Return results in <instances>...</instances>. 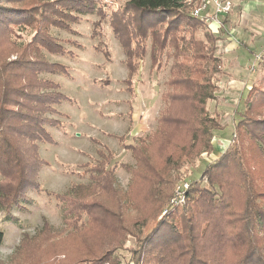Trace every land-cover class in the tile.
<instances>
[{
	"label": "trees",
	"instance_id": "16d2710c",
	"mask_svg": "<svg viewBox=\"0 0 264 264\" xmlns=\"http://www.w3.org/2000/svg\"><path fill=\"white\" fill-rule=\"evenodd\" d=\"M1 1V38L5 39L14 24H24L34 29L31 39L22 45L21 52L13 58H6L0 52V206L5 209L6 215L12 216L11 207L28 200V189L41 190L37 176L46 161L35 153V143L53 141L46 126L56 125L58 120L49 114L57 112L55 105L69 100L58 90L56 82L39 78V74L44 71L66 73L67 70L64 65L43 58L41 48L55 54L73 55L50 34L49 27L69 29L70 21L79 19L77 14L93 13L94 10L101 13L102 6H98L97 0H41L38 3L34 0H6L12 2L10 5ZM191 7L181 0H128L120 10L111 12L110 22L127 57L128 85L131 83L130 73L137 68L134 58L142 57L146 51L148 31L153 40L150 50L152 62L159 59L160 50L167 44L166 39L170 35L171 43L177 50L187 52L192 62L198 61L178 68L174 72L176 77L172 79V102L186 106L172 109L171 104L160 118L161 125L184 130L182 142L177 144L181 149L177 157L187 158L197 156V145L200 143L207 144L206 148L211 151V130L222 128L218 116L210 115L206 106L207 100L212 99L217 90V79L212 74L222 72V55L213 53L216 48L214 42L219 36L206 26L203 19L191 13ZM228 12H224L223 16ZM201 26L207 38L205 41L197 34ZM221 26L222 23L218 28L221 29ZM194 49H203V53L193 58L191 53ZM208 60L211 62L209 70L204 66ZM234 126L235 140L230 141L233 144L204 166L199 178L191 181L183 205L165 210L151 233L135 250L137 256L135 254L134 264H209V260L197 255L193 235L198 229L199 237H207L209 217L216 214L220 215V220L214 221L213 226H217L218 230L224 229L223 236L217 234L218 244L223 238L224 250L227 255L230 254L228 259L234 264H264V203H261L264 197V72L247 91L244 112ZM244 139L248 140L246 144L243 143L244 149L248 146L254 149L250 155L244 154V150L242 154L238 144L236 147L239 149H235V143ZM98 153L102 158L92 166L94 172L91 175L95 179L92 184L76 185L74 190L63 193L47 191V194L62 203L64 219L68 222L75 224L76 220L72 219L84 211L89 216V225L98 227L99 218L107 216L114 221L113 228L117 236L121 237L128 227L119 217V199H115L112 186L113 171L118 163L114 162L113 167H110L109 163L106 164L105 155L101 151ZM134 154L140 167L133 169V178L149 183L144 199L147 207H150L149 213L153 211V206L156 208V213L151 215L156 220V214L166 197L172 195L170 189L174 186L169 171L173 167L172 160L177 159H174L175 151L170 149L169 144L162 145L158 154L162 164L159 170H154V165L160 163L150 151L137 147ZM141 169L146 173L141 172ZM202 176L207 177L214 191L202 186ZM111 193L116 200L113 205H109L107 200L103 201ZM28 236L27 233L22 235V246ZM2 241L3 232L0 230V245ZM116 244L120 245L121 242ZM90 252L84 258L78 256L82 253L76 254L77 259L81 257L84 260L75 262L77 259L73 260L71 254L58 251L56 253L65 256L53 259V263L114 264L111 249L95 246Z\"/></svg>",
	"mask_w": 264,
	"mask_h": 264
},
{
	"label": "rangeland",
	"instance_id": "374dc122",
	"mask_svg": "<svg viewBox=\"0 0 264 264\" xmlns=\"http://www.w3.org/2000/svg\"><path fill=\"white\" fill-rule=\"evenodd\" d=\"M40 1L34 0L35 3ZM127 1L97 0L98 6H102L101 13L95 10L93 13H79L77 21H70L69 29L49 27L50 34L73 55L55 54L46 48H41L40 53L43 58L64 65L67 70L66 73L44 71L39 74V78L56 82L59 85L58 90L69 100H63L55 105L57 112L49 114L53 119L58 120L56 125L46 126L53 141L35 143L37 145L35 153H38L40 159L46 161L39 169L37 176L41 190L28 189L26 193L28 200L20 203L19 206L13 205L10 209L12 216L6 215L5 209L0 206V230L3 232V241L0 245L2 264H54L53 259L65 256L63 253H56L58 251L71 254L74 260L78 256L82 258L89 256L95 246L111 249V258L115 259L114 264H134L133 261L137 256L135 250L156 226L158 219L164 214L162 212L172 208L169 205L170 196L166 197L156 214V220H153L151 215L156 213V208L153 206V211L149 213L150 207H147L144 199L149 183L141 181L140 178L136 180L133 178V169L140 167L134 156L136 155L134 150L136 151L138 147L154 154L160 163V165H154V170H159L162 164L158 154L162 145L169 144L170 149L175 151L174 159L177 158L171 159L173 167L169 171L173 186L183 180L191 185V181L200 177L204 166L215 159L210 157V151L206 148L207 144L201 143L197 145L199 147L197 156L177 157L181 153L177 144L182 142L184 130L161 125L160 118L171 104L172 109L175 106L178 108L186 106L183 103L175 101L174 103L170 98V93L173 91L172 79L176 77L174 72L178 68H185L193 62H198L197 60L192 62V59L187 57V52L182 50V53L181 50H177L171 43V35L167 37L164 48L161 50L155 48L157 51L160 50V55L159 59L152 62L150 50L153 47V40L149 34L150 31L147 32L146 51L142 57L134 58L137 68L130 73L131 83L128 85L127 57L110 23L111 12L120 10ZM252 1L232 0L231 9L227 14L223 16V13H217L216 15L219 19L218 26L220 23L222 26L221 29L216 28L217 30L213 32L219 35L230 33L233 35L235 44L227 46L229 47L227 53L225 52L226 42H219L218 39L214 42L216 52L214 50L213 53L222 55L223 66L222 72L212 74L213 78L217 79V90L214 92V97L206 102L210 115L218 116L215 112V104H221L218 103L219 99L216 100V94L219 89H223V83L227 78L223 73H226L229 66L238 67L237 60L235 61L233 56L237 57L239 53L242 72L240 75L247 76L250 85L257 82L264 72V0H257L255 7L246 9L249 15L244 17L241 15L247 3ZM9 2L1 1L6 5L12 3ZM210 6L214 12V1H211ZM251 11H255V15H250ZM103 14H106V17H103ZM210 23V19L209 22L205 21L208 28H215L216 23L212 21L211 27ZM203 30L201 26L197 34L205 41L207 38ZM33 34L32 26L14 24L5 39L0 37V52L6 58H13L21 52L22 45L28 42ZM229 39L231 40V37ZM233 46H236L237 51L233 50ZM201 53L203 49H194L191 54L193 58H196ZM204 66L209 70L211 62L208 60ZM177 103H179L178 106ZM244 109L245 98H242L240 107L236 111V120L241 118ZM217 120L224 127L219 117ZM215 131L216 129L211 130L212 135ZM225 132L231 142L235 140L232 125H229ZM246 141L248 140L244 139L235 143V149L238 144L241 146L242 154L244 150V154L250 155L254 149L251 146L244 149L243 143L246 144ZM98 151L105 155L106 164L109 163L110 167H113L114 162L118 163L113 171L112 186L115 199H119V217L128 227V231L121 237L117 236V231L113 228L114 221L107 216L99 218L98 227L89 225V216L84 211L72 219L76 220V225L68 222L64 219L62 203L53 195L47 194V191L63 193L74 190L76 185L92 184L95 181L91 175L94 172L92 166L102 158ZM141 172L146 173L143 169ZM202 186L215 190L206 176H202ZM173 188L170 189L171 193ZM106 200L109 205H113L116 201L112 193L106 195L103 201L106 202ZM261 201L263 205L264 197ZM204 217L206 219V216ZM217 219L220 220L219 214L209 217L207 237H199L198 229H195L193 240L197 255L209 260V264H234L228 259L230 254L227 255L224 250V239L221 238V245L218 244L217 234L220 233L223 236L224 229L218 230L217 226H213V222H217ZM26 233L29 238L22 246V235ZM207 238V243L204 245ZM211 241L212 243L209 244ZM120 242V245L116 244ZM185 244L189 245L188 242ZM181 248L183 250L182 243ZM76 254L81 255L76 256ZM174 256L176 258V255ZM81 257L75 262L84 260Z\"/></svg>",
	"mask_w": 264,
	"mask_h": 264
},
{
	"label": "crops",
	"instance_id": "0c3cea01",
	"mask_svg": "<svg viewBox=\"0 0 264 264\" xmlns=\"http://www.w3.org/2000/svg\"><path fill=\"white\" fill-rule=\"evenodd\" d=\"M256 2H258V1L253 0L251 3H247L244 10H242L241 15L243 17L245 15H249V13H247L248 10H246V9H252V7H255ZM251 14L255 15V11H251L250 15ZM213 23H215V21H213ZM213 23L211 21L210 27H211V24H213ZM215 28H216V26H215ZM215 28H213V29H215ZM211 29H212V27H211ZM229 32H230V30H229ZM218 36H219V38H218L219 42L220 41H224V43L226 42L225 52L229 51V47H227V46L235 44V42L233 40V35H230V33L229 34L222 33L220 35L218 34ZM230 37H231V40L229 39ZM233 47H234L233 50L237 51V49L235 48L236 46H233ZM238 56H239V53H238ZM238 56L237 57L233 56L235 61L237 60L236 62H237L238 67L233 66V68H232L231 66H229L230 68L226 71V73H223L224 77L226 76L227 78H225L226 79L225 83H223V89L222 90L219 89V92L216 94V100L219 99L218 103H220L221 105H218L217 103L215 104L216 105L215 112L218 114V117L220 118L224 127H222L221 129H216L215 134H213V137H212L213 149L209 153L210 157H213V158L214 157L216 158V156H218L221 152H223L229 146L227 143L230 142V139L228 137H226V132H225L226 128L229 125H232L233 130H234V124L237 121L236 120V111L240 107V102H241L242 98L243 99L246 98V94H247L246 91H248L251 87V85L249 84L250 81H247V76L240 75V73H242L241 67H240L241 62H239L240 58H238ZM257 56L258 55H256V57ZM223 68H225V66ZM217 133H219V134H217ZM222 144H224V145H222ZM221 146H222V148H221Z\"/></svg>",
	"mask_w": 264,
	"mask_h": 264
},
{
	"label": "built area",
	"instance_id": "2783aa9c",
	"mask_svg": "<svg viewBox=\"0 0 264 264\" xmlns=\"http://www.w3.org/2000/svg\"><path fill=\"white\" fill-rule=\"evenodd\" d=\"M181 1L184 4L192 5L191 13L193 15L200 17L206 22H209V19H214L216 23V28L219 27L218 26L219 19L216 17L217 13L228 12L232 6V2H231L232 0H200L199 2H196L195 0H181ZM211 1H214V8H215L214 12L211 10L212 9L211 6L209 7ZM188 187L189 184L184 180L180 183L175 184L172 190V195L169 197V205L172 207L183 205L186 201V190ZM164 212L165 211H163L162 213Z\"/></svg>",
	"mask_w": 264,
	"mask_h": 264
}]
</instances>
